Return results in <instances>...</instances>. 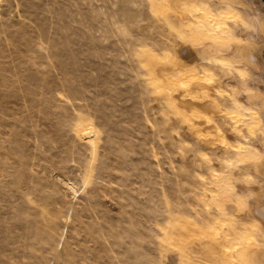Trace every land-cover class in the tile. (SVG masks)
Segmentation results:
<instances>
[{"label": "rangeland", "instance_id": "rangeland-1", "mask_svg": "<svg viewBox=\"0 0 264 264\" xmlns=\"http://www.w3.org/2000/svg\"><path fill=\"white\" fill-rule=\"evenodd\" d=\"M262 15L0 0V264H256L264 67L189 55L259 42Z\"/></svg>", "mask_w": 264, "mask_h": 264}, {"label": "bare ground", "instance_id": "bare-ground-1", "mask_svg": "<svg viewBox=\"0 0 264 264\" xmlns=\"http://www.w3.org/2000/svg\"><path fill=\"white\" fill-rule=\"evenodd\" d=\"M163 1V0H162ZM176 1H181V0H176ZM231 1H233V2H236V3H239V4H243L247 9H249V10H252V11H258V10H261L262 12H263V15H262V18H261V29H260V32H259V36H260V40H259V42H257V43H246L244 46H243V48H242V46H241V48L242 49H239V48H237L234 44H232L231 43V40H229V38L227 37H225V35H222V37L224 36V38H218L219 40L218 41H215V42H213L214 40H212V42L210 43V45L209 46H207V47H205V48H203L202 50H192V52H191V54L189 55V57H192V55L194 56L195 55V57L194 58H196V59H199V60H206V59H209L210 57H212V55H214L215 57H217V58H223L224 59V61L225 60H229V59H234V60H241V61H243V62H246L249 66L251 65L252 66V68H253V66H259V64L261 65V66H263L264 67V4H263V1L262 0H231ZM185 2V1H184ZM183 3V2H182ZM179 5V4H178ZM178 5H175V6H178ZM166 6V5H165ZM174 6V7H175ZM182 7V6H181ZM166 10V9H165ZM167 10H168V8H167ZM166 10V11H167ZM160 12H162V11H160ZM164 13V12H163ZM162 13V14H163ZM165 15H166V13H165ZM171 16H173L172 14H171ZM176 16V15H175ZM168 17V16H167ZM178 18V17H177ZM159 22H161L160 20H159ZM181 22H182V20H181ZM180 23V22H179ZM168 24V23H167ZM186 32V31H185ZM209 33V32H208ZM220 34H221V32H220ZM219 34V35H220ZM223 34V33H222ZM183 35V34H182ZM218 35V36H219ZM191 36V35H190ZM201 37H202V35H200ZM184 37V36H183ZM183 37H181V38H183ZM200 37V38H201ZM185 38H187V37H185ZM203 38V37H202ZM230 38H232V37H230ZM186 43V42H185ZM179 45V44H178ZM186 44H183V43H181V47H180V54H181V56H182V54H183V51H182V47H184ZM205 46V45H204ZM200 48V47H199ZM189 59V58H188ZM216 59V58H215ZM223 61V60H222ZM182 63H184V64H187V63H190L189 61H187V60H184V61H181ZM196 62V61H195ZM200 62V61H199ZM229 62H230V60H229ZM232 62V61H231ZM234 62V61H233ZM181 63V64H182ZM221 63V62H220ZM241 63V62H240ZM227 65H228V63H227ZM192 68V67H191ZM181 69V68H180ZM255 69V68H254ZM185 70V69H184ZM193 72H195V71H193ZM185 74V73H184ZM183 74V75H184ZM192 75H194V74H192ZM197 76V75H196ZM196 76L194 77V78H196ZM187 77V76H186ZM192 78H189V80L188 81H185V82H183L184 80L182 79V82H183V85L184 86H186L185 88H187V86H188V84L190 83L191 84V82H192V84H193V80H194V78H193V76H191ZM188 78V77H187ZM197 79V78H196ZM200 78H198V80H199ZM175 80V79H174ZM174 80H172V81H174ZM186 80V79H185ZM179 81V80H178ZM197 82V81H196ZM179 83V82H178ZM174 84V82H173V84H172V86L171 87H169L170 88V92H173V91H176L177 90V88L179 87H181V85L180 86H178L179 84ZM191 84V85H192ZM195 84H197L198 85V82L197 83H195L194 82V85ZM199 84H201L200 82H199ZM182 85V86H183ZM190 85V86H191ZM194 87V86H193ZM178 88V89H179ZM182 88V87H181ZM191 88V87H190ZM195 88V87H194ZM197 89V88H196ZM205 90V89H204ZM203 90V92H205ZM189 91H190V89H189ZM188 91V92H189ZM195 91V90H194ZM199 91L200 90H198V93H199ZM207 91V93H208V90H206ZM194 93H196V91L194 92ZM193 93V95H196V94H194ZM198 93H197V95H198ZM206 93V92H205ZM205 93H201V91H200V94H201V96H197V97H200V99L198 98V100H199V102L198 103H200V101H201V99H202V101L201 102H205L207 99H208V97H205L206 96V94ZM184 95V94H183ZM186 95V94H185ZM184 95V96H185ZM187 95H189V93L187 94ZM191 95H192V93H191ZM209 95V94H208ZM207 95V96H208ZM190 96V95H189ZM187 97V96H186ZM185 97V98H186ZM190 97H192L193 98V96H190ZM189 97V98H190ZM194 97H196V96H194ZM184 98V97H183ZM192 98L191 99H189V100H191L192 101ZM206 98V100L205 101H203V99H205ZM197 99V98H196ZM186 100H187V98H186ZM189 100L187 101V102H189ZM208 101H210V99H208ZM208 101H206V102H208ZM259 101V100H258ZM187 102H185V105L187 104ZM193 102H197V101H195V99L193 100ZM263 102H264V100H263ZM262 102V107L264 106V103ZM192 103V102H191ZM257 103V102H256ZM193 105H196V103H192ZM192 104H190L189 106H191ZM210 104V103H209ZM198 105V104H197ZM201 105V104H200ZM202 105L203 106H206V105H208V103H202ZM202 105L200 106V108L202 107ZM197 107H199V106H197ZM191 108H192V106H191ZM214 108V107H213ZM188 109V108H187ZM202 110L204 109V108H201ZM202 110H200L201 112H203ZM189 111V110H188ZM264 111V110H263ZM207 112H208V110H207ZM210 112H212V111H210ZM190 113H191V117L192 118H196V119H199L198 117H201V115H199L198 116V114H197V112H194V111H190ZM206 119V118H205ZM261 120V119H260ZM206 122V121H205ZM200 124V123H199ZM259 159V158H258ZM264 163V162H263ZM261 171H263L264 172V165L262 164L261 165ZM258 169V168H257ZM260 199V203L256 206V207H254L253 209H252V212H251V215L253 214V215H255L256 217H258V218H261V219H264V195H262L261 196V198H259ZM210 245V244H209ZM208 246V245H207ZM211 246V245H210ZM210 246H208V247H210ZM211 248H212V246H211ZM226 253V252H225ZM223 257H224V259H223ZM223 257H221V259L222 260H225L226 258H225V256H223ZM255 259H256V262L258 263V264H264V252H261V253H258L257 254V257H255ZM255 261V260H254ZM227 262H230V261H227ZM225 263V262H224ZM256 263V264H257ZM228 264V263H227Z\"/></svg>", "mask_w": 264, "mask_h": 264}, {"label": "water", "instance_id": "water-1", "mask_svg": "<svg viewBox=\"0 0 264 264\" xmlns=\"http://www.w3.org/2000/svg\"><path fill=\"white\" fill-rule=\"evenodd\" d=\"M263 1V4H264V0H262Z\"/></svg>", "mask_w": 264, "mask_h": 264}]
</instances>
